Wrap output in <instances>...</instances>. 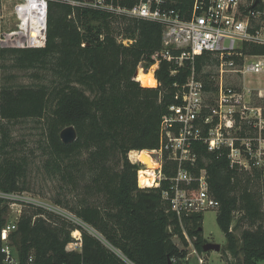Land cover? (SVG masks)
Listing matches in <instances>:
<instances>
[{
	"label": "trees",
	"instance_id": "trees-1",
	"mask_svg": "<svg viewBox=\"0 0 264 264\" xmlns=\"http://www.w3.org/2000/svg\"><path fill=\"white\" fill-rule=\"evenodd\" d=\"M161 37L162 27L153 22L49 3L44 48L0 47V75L9 66L30 72L34 81L3 84L0 76V192L30 190L29 163L17 155L10 126L42 121V168L62 190L50 199L52 204L102 239L52 213L25 207L9 235L18 264H168L173 259L183 264L188 247L183 229L197 253H203L202 213L179 220L161 196L167 181L160 188L139 187V166L133 164L140 151L158 149L161 118L178 103L174 95L189 74L185 65L172 75L174 65L161 61L154 74L158 86H140L136 67L153 64ZM248 50L264 54V48ZM212 61L203 54L194 66L207 90L213 87L205 66ZM67 127L77 138L64 145L59 133ZM193 150V171H206L209 193L218 202L223 251L241 255L240 264L264 261V169L231 167L227 151L210 152L202 144ZM162 172L170 178L176 167L165 161ZM7 209L0 199V233ZM72 233L80 234L77 251L65 249L74 242ZM3 259L0 251V264Z\"/></svg>",
	"mask_w": 264,
	"mask_h": 264
},
{
	"label": "built area",
	"instance_id": "built-area-1",
	"mask_svg": "<svg viewBox=\"0 0 264 264\" xmlns=\"http://www.w3.org/2000/svg\"><path fill=\"white\" fill-rule=\"evenodd\" d=\"M6 1L12 4L10 14L16 26L0 33L3 49L44 48L49 3L149 21L162 27L161 49L151 56L153 64L149 67L154 65L157 69L161 61H166L176 69L172 75L185 65L189 74L174 95L178 103L169 106L161 118L158 149L149 151L154 153L157 165L153 183L139 187L160 188L162 181H167L161 196L179 220L218 208V202L208 190L206 171H193L196 168L197 157L193 150L196 144L206 146L210 152L227 151L231 167L245 171L264 169V110L254 102L252 91H257L254 96L258 98H264V92L247 88L244 82L249 74H264V54L248 50L264 48V0ZM122 43L126 45L127 41ZM203 54L213 60L205 66L214 69L209 76L213 89H205L204 81L195 71L196 58ZM138 67L144 72L149 70L143 62L136 70ZM165 161L176 167L175 175L170 178H165L162 172ZM133 164L139 166L138 176L144 165ZM0 199L8 206L6 223L0 233L3 264H18L16 252L9 244V235L16 229L25 207L39 208L64 218L102 240L68 211L52 203L34 200L25 192H0ZM183 235L188 243L183 263H187L189 256L196 255L197 263L204 264L184 229ZM72 237L74 242L66 246L67 251H77L81 246L80 234L74 237L72 233ZM171 262L175 264L174 259Z\"/></svg>",
	"mask_w": 264,
	"mask_h": 264
},
{
	"label": "rangeland",
	"instance_id": "rangeland-1",
	"mask_svg": "<svg viewBox=\"0 0 264 264\" xmlns=\"http://www.w3.org/2000/svg\"><path fill=\"white\" fill-rule=\"evenodd\" d=\"M11 7L12 4L6 0L0 3L1 34L7 30L13 29L16 26L15 20L10 14ZM7 63L10 64L9 61ZM152 67H154V65L148 68L151 69ZM154 70L156 71L155 67L153 69V72H155ZM205 70L210 74L214 72L213 67ZM0 76L3 84L4 82L17 85L34 84V81L30 78V72H19L17 70H13L9 66L5 69H2ZM239 82H241V79L239 80ZM244 82L247 88L257 90L259 89L264 92V74H249L245 76ZM255 94H257V91H252L254 102L262 110H264V98H258L257 96H254ZM10 129V141L16 148L18 152L17 155L25 156L26 160L29 163L27 182L29 184L30 190L28 192H25V194H27L34 200H39L40 202L51 204L52 201L50 199L60 193L61 189L60 185L54 179L50 178L42 168V161L44 160V157L42 156L38 147L41 146L45 141L43 122L35 120L20 121L10 126ZM139 165L141 164L139 163ZM145 169L146 168L144 166L143 171ZM216 215V209H210L202 213V236L207 243L219 245L220 250L218 253L213 251H209L206 253L203 252L199 256L203 259L204 264H240L242 260L241 255L235 258L231 256L227 251H223L225 247V238L216 224ZM238 216L239 214L234 215V219L232 222L233 226ZM7 218L9 219V217ZM235 235L238 236L239 231L235 232ZM176 243L178 242L176 241ZM183 264H198L196 255L189 256L187 263ZM257 264H264V261L258 262Z\"/></svg>",
	"mask_w": 264,
	"mask_h": 264
},
{
	"label": "bare ground",
	"instance_id": "bare-ground-1",
	"mask_svg": "<svg viewBox=\"0 0 264 264\" xmlns=\"http://www.w3.org/2000/svg\"><path fill=\"white\" fill-rule=\"evenodd\" d=\"M153 69H149L147 72H144L141 67H138L136 70V75L142 87L144 88H153L156 86V81L153 77ZM154 153L149 151H140L137 156V163H141L145 166L144 171H139L138 173V184L142 185H151L153 183V171L156 169V162L153 158Z\"/></svg>",
	"mask_w": 264,
	"mask_h": 264
},
{
	"label": "water",
	"instance_id": "water-1",
	"mask_svg": "<svg viewBox=\"0 0 264 264\" xmlns=\"http://www.w3.org/2000/svg\"><path fill=\"white\" fill-rule=\"evenodd\" d=\"M59 138L64 145H69L76 140L77 135L73 127H67L59 133ZM219 250H220V246L217 244L205 243L202 246V251L204 253L209 251L218 253ZM168 264H173V263L170 260H168Z\"/></svg>",
	"mask_w": 264,
	"mask_h": 264
},
{
	"label": "crops",
	"instance_id": "crops-1",
	"mask_svg": "<svg viewBox=\"0 0 264 264\" xmlns=\"http://www.w3.org/2000/svg\"><path fill=\"white\" fill-rule=\"evenodd\" d=\"M154 80H155V78H154ZM156 81V80H155Z\"/></svg>",
	"mask_w": 264,
	"mask_h": 264
}]
</instances>
